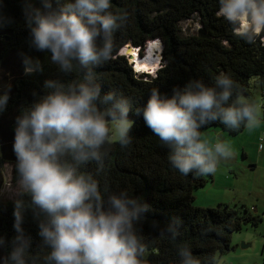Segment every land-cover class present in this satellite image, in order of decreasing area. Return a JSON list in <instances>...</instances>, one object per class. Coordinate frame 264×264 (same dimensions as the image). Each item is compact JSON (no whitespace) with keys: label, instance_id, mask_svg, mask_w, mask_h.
<instances>
[{"label":"clouds","instance_id":"obj_1","mask_svg":"<svg viewBox=\"0 0 264 264\" xmlns=\"http://www.w3.org/2000/svg\"><path fill=\"white\" fill-rule=\"evenodd\" d=\"M217 15L250 44L264 34V0H218ZM2 9V0H0ZM127 20L112 0H26L24 21L28 46L48 54L51 65L65 77L79 70V78L46 79L47 94L39 96L16 118L12 151L15 155V236L0 264H147L149 248L138 229L150 205L128 191L112 192L94 175L81 171L95 161L102 168L106 146L132 142L131 101L104 93L94 69L113 53L116 31ZM11 19L0 10V29ZM159 53L162 56V46ZM25 75L44 71L38 57L21 53ZM10 86L0 88V114L8 105ZM227 74L214 84L190 79L174 87L170 96L153 88L136 109L145 125L169 148L168 162L184 176H205L233 155L230 144L202 138L201 129L219 121L227 129L253 130L264 120L254 98H239ZM264 148V144L261 145ZM25 196L30 199L25 200ZM41 238V255L25 235L26 210ZM175 238L178 224L164 230ZM6 241L0 237V249ZM180 264H201L190 246L178 248ZM215 264V258L210 262Z\"/></svg>","mask_w":264,"mask_h":264},{"label":"trees","instance_id":"obj_2","mask_svg":"<svg viewBox=\"0 0 264 264\" xmlns=\"http://www.w3.org/2000/svg\"><path fill=\"white\" fill-rule=\"evenodd\" d=\"M31 2L39 6V0ZM25 4L26 0H2L0 9L11 19L0 29V88L10 86L8 105L0 114V191L4 165L11 167L13 183L16 179L12 151L16 118L39 96L47 94L43 87L46 79L79 78V70L67 78L51 65L48 54L28 46ZM112 8L117 13L126 10L127 20L114 35L111 58L93 71L104 93L111 91L131 101L132 142L121 147L118 140H112L106 146L103 167L93 161L81 171L94 175L112 192L128 191L150 205L138 229L149 248L147 264H180L177 250L184 245L192 248L201 264H210L213 258L218 264L217 254H227L233 248V233L245 226H258L263 216L244 204L195 205V191L212 180L213 174L184 176L172 168L169 148L153 135L142 117L135 116V111L153 88L170 96L174 87H182L190 79L212 85L221 73L235 81L239 98H249L251 79L264 86V34L254 44L237 37L233 27L217 15L218 0H112ZM187 20L195 22L196 33L183 30L181 23ZM157 39L162 43L161 67L153 75L135 72L128 57L120 53L123 46L131 44L142 54ZM21 53L38 57L44 62V71L25 75ZM261 101L264 106V89ZM214 129L234 136L244 127L231 130L215 121L202 128L201 135ZM13 211L14 200H0V237L6 241L0 256L10 251L16 234ZM32 216V211L26 210L23 227L25 235L31 237L30 250L41 255L47 250L40 249L42 241ZM170 224H178L175 238L164 231Z\"/></svg>","mask_w":264,"mask_h":264},{"label":"rangeland","instance_id":"obj_3","mask_svg":"<svg viewBox=\"0 0 264 264\" xmlns=\"http://www.w3.org/2000/svg\"><path fill=\"white\" fill-rule=\"evenodd\" d=\"M181 26L186 33H196L197 31L193 20L184 21L181 23ZM123 51L125 50L123 49ZM250 87L251 94L249 98H254L258 103L261 100V91H263L264 86L257 79H251ZM216 131L218 130H208L202 134V138L211 143L217 140L226 141L230 144L233 155L230 159L219 165L217 172L213 174L215 177L214 183L212 180H209L205 186L195 191L197 199L194 204L199 206H216L218 204L216 202L219 200L226 199L225 201L231 202L237 198V201H239L237 204L242 205L243 203H247L245 200L248 197H254L258 193L262 194V186L259 187V184L264 185V182L260 181L263 170H260L255 165V162L260 164L257 158V152L254 154L252 151L253 143L244 146L245 151L255 161L247 164L241 153L242 151L240 150V143L238 141V138H242L243 135L239 133L238 135L232 136L225 131H222L220 134ZM249 134L250 130L247 129L245 136ZM262 144H264V141L258 142L257 147L264 154V148L261 147ZM229 161L231 163L233 162L231 166H229ZM11 177V167L4 165L0 200L13 201L15 199L10 193V189L15 184L12 182ZM239 189L244 194H241L238 191ZM260 215L264 217V212H261ZM262 231H264V223L260 222L256 227L245 226L242 231L233 233V248L227 254H217L218 264H264V253L263 255L261 253L262 240H264L262 237L263 234L260 233Z\"/></svg>","mask_w":264,"mask_h":264},{"label":"crops","instance_id":"obj_4","mask_svg":"<svg viewBox=\"0 0 264 264\" xmlns=\"http://www.w3.org/2000/svg\"><path fill=\"white\" fill-rule=\"evenodd\" d=\"M258 105L261 108V112L264 113V110L262 108L261 100L258 101ZM216 132H218L219 134L222 133L221 131H216ZM240 133L243 135V137L242 138H238V141L240 143V148H241L240 150L242 151L241 153L243 154L244 160H245V162H247V164H251L252 162H255V161L252 160L250 155H248V153L245 151V148H244V146H247L248 144L253 143V150L252 151H253L254 154H255V152H257V158H258V160L260 162V164L255 162V165L258 166L260 168V170H263V174L260 177V181L264 182V154H263V151L260 152V150H258V147H257V143L258 142L264 141V120H262V122H261L259 127L255 128L253 130H250V134L248 136H245V133H247V128H244V130L242 132H240ZM232 164H233V162L231 163L229 161V166H231ZM232 174H233V171H232ZM214 181H215V177L213 176L212 177V182L214 183ZM259 187L262 188L261 189L262 190V194L258 193L256 195H254V197H248V199L245 200V202H247V203H243L244 205L249 206V208H251L257 214H260L261 212H264V185L259 184ZM240 189L238 191L241 194H244V192H241ZM196 199H197V197H196ZM225 200L226 199H222V200H219L216 203L237 204V202H239V201H237V198L234 199L231 202L230 201H225ZM262 223H264V217H263ZM260 233L263 234L262 237L264 238V231H262ZM261 253H262V255L264 253V240H262V252Z\"/></svg>","mask_w":264,"mask_h":264},{"label":"bare ground","instance_id":"obj_5","mask_svg":"<svg viewBox=\"0 0 264 264\" xmlns=\"http://www.w3.org/2000/svg\"><path fill=\"white\" fill-rule=\"evenodd\" d=\"M161 46L162 43L160 40H153L146 46L144 49L145 51L143 50L141 54L136 47L132 46L131 44H126L123 46L120 53L128 57L135 72L153 75L162 64V56L161 53H159ZM123 49L125 51H123ZM262 108L264 110L263 104Z\"/></svg>","mask_w":264,"mask_h":264},{"label":"water","instance_id":"obj_6","mask_svg":"<svg viewBox=\"0 0 264 264\" xmlns=\"http://www.w3.org/2000/svg\"><path fill=\"white\" fill-rule=\"evenodd\" d=\"M246 247V245H244Z\"/></svg>","mask_w":264,"mask_h":264}]
</instances>
